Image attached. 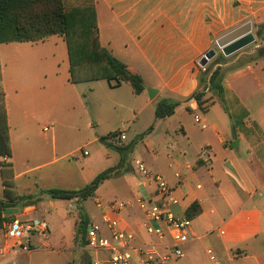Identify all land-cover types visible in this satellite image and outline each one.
I'll return each instance as SVG.
<instances>
[{"label": "crops", "instance_id": "1", "mask_svg": "<svg viewBox=\"0 0 264 264\" xmlns=\"http://www.w3.org/2000/svg\"><path fill=\"white\" fill-rule=\"evenodd\" d=\"M96 10L101 44L130 71L139 74L146 86L137 95L130 85L136 98L144 104L142 112L147 109L153 113L148 128L152 127V131L139 139L136 146L145 143L154 158L152 171L164 176L176 188L180 205L173 211L177 216L187 215L193 204H198L200 209L193 219L184 257L170 264H215L212 256L223 264H264V58L230 69L245 52L227 57L236 55L221 65L230 69L223 79V98L217 91H209L205 97L206 111L194 99L185 102L199 88L200 73L209 66L202 67L200 61L218 46V39L250 22L257 41L259 38L264 42V30L258 34V27L264 26V0H96ZM258 45V49L264 47L255 44L251 52H256ZM0 70L11 157H14L18 131L28 136L32 121L43 116L49 101L70 102L74 84L70 82L67 43L64 37L54 35L38 42L0 44ZM100 81L103 80L92 82L96 85ZM96 86L104 89L102 85ZM108 86L113 89L109 83ZM148 89L157 90L153 99ZM163 99L181 102L178 108L194 114V121L188 124L179 121L175 128L176 111L170 117L156 119V106ZM139 114H136L137 120ZM196 116L200 117V123L195 121ZM172 126L176 136L187 141L183 150L174 148L171 142ZM45 128L44 134H54L53 124L48 132H44ZM156 131L160 133L157 138ZM108 142L112 143L110 139ZM159 142L167 146L166 151L157 147ZM204 148H208L205 154ZM58 160L55 158L49 163ZM3 161L11 164V182L15 189L17 180L31 169L18 172L11 158L0 156V179L5 195ZM97 175L93 169L87 172L90 182ZM142 179L137 192L128 190L126 199L114 200L127 204L118 215L123 226L136 228L144 218L137 199L141 194L150 195L152 187L147 179ZM15 189L14 196L21 197ZM4 195L0 194V198L6 200ZM22 202L16 201L17 206L13 208L20 212L31 208L37 218L49 214L41 199L31 205L22 206ZM67 202L73 211L77 209L75 200ZM74 217L76 223L78 211ZM90 219L91 224L101 225L91 216ZM30 240V251L10 256L1 264H23L26 254L37 244L33 237ZM148 241L141 231L137 243ZM96 257L93 252V259ZM132 264L143 263L135 256Z\"/></svg>", "mask_w": 264, "mask_h": 264}, {"label": "rangeland", "instance_id": "2", "mask_svg": "<svg viewBox=\"0 0 264 264\" xmlns=\"http://www.w3.org/2000/svg\"><path fill=\"white\" fill-rule=\"evenodd\" d=\"M259 43L264 45V42L261 43V39L258 38L257 42L240 50L238 53L245 52V54L229 66L230 69L238 67L249 55L255 53L251 51H254V45ZM214 50L216 56L209 61V66H207L211 69L216 66L217 62L225 63L236 57L235 55L227 58L218 46ZM222 55L223 60H221ZM230 69L224 68L225 72ZM93 83L95 82L74 84L70 90L71 99L68 103L59 99L54 102L49 101L48 108L43 109V116L32 121L28 136L21 135L19 131L16 136L14 157H10L11 162L16 163L18 172L31 170L26 176L17 180L16 189L14 187L10 189H15L24 200H27L28 196H35L34 203L38 202L36 199L43 200L49 210V214L38 216L49 225V246L41 247L38 243L39 237L33 236V240L37 243L36 247L31 253L26 254L27 259L23 261V264H66L69 261L72 264H86L93 259L92 250L86 249V246L78 247L76 239L78 220L75 223L74 217L78 210L73 211L67 201L51 199L42 194V191L50 188L81 189L90 182L87 176L89 169H93L97 175L118 165L121 155L101 142L100 138L108 137L109 134L119 130L126 131L128 136L127 141H124L126 145L131 139L139 142L138 138L141 134L149 133L148 128L153 113L151 115L147 109L142 112L144 104L136 98L130 84L125 83L122 87L112 89L108 86V82L103 80L99 82L100 84H96L104 87L100 89ZM94 89L96 90L93 91ZM138 112L140 114L137 120ZM196 114L201 115L199 112ZM176 117L178 120L173 123L175 128L179 121L187 124L194 121V114L182 107L176 110ZM51 124L55 129L54 134L52 132L44 134L42 129L49 128ZM173 126L169 133L171 142L174 148L183 150L187 146V141L182 136H176ZM156 132L154 135L157 138L160 133ZM159 144L157 147H160V150H167L164 143L159 142ZM145 146V143L140 142L128 157L126 167L111 179L106 180L93 197L80 203L75 201L76 207L80 206L95 222L102 224V211L97 206V200L104 204L116 199H126L128 190L137 192L139 183L144 178L139 173L140 162L152 171L151 165L154 158ZM85 151L89 153V156L84 155ZM187 153L189 154L188 151ZM55 158L59 160L49 163ZM2 188L0 179V194L4 195ZM50 202L54 205H50ZM34 203L22 202L21 205ZM31 218L35 216L32 215ZM4 234V229L0 228V245L5 242ZM71 236L73 238H70ZM73 249L75 251H72ZM78 252L80 255L77 254Z\"/></svg>", "mask_w": 264, "mask_h": 264}, {"label": "trees", "instance_id": "3", "mask_svg": "<svg viewBox=\"0 0 264 264\" xmlns=\"http://www.w3.org/2000/svg\"><path fill=\"white\" fill-rule=\"evenodd\" d=\"M258 34L264 30V26L258 27ZM59 35L64 37L70 62V82L73 84L106 80L111 87H120L124 82L129 83L134 93L140 95L146 89L143 78L139 74L130 71L126 64L114 57L102 44L98 29V16L96 0H0V44L12 42H38L48 37ZM223 60L224 57H221ZM264 58V47L249 55L238 67L249 62ZM217 62L214 68H206L200 73L199 88L185 102L194 99L200 109L206 111L204 104L209 91H217L223 98V79L225 70ZM181 102L163 99L156 106V119H164L172 116ZM148 129V131H150ZM117 131L100 138V141L121 155L118 165L99 173L85 187L77 190L50 188L42 191V194L51 199L86 201L93 197L98 188L114 175L126 167L128 157L134 152L138 140H132L126 145H115L108 142L110 137L116 136ZM146 133L140 135L142 139ZM0 156L10 158L12 149L10 144V127L8 123V111L6 96L2 84L0 70ZM2 176L5 185V198H0V228L5 219L4 211L17 206L16 201L34 203L35 196L15 197L12 181L13 171L10 163L1 162ZM128 171V170H125ZM40 200V199H36ZM78 223L76 227V239L78 247H85L86 233L91 219L87 213L77 205ZM200 212L198 204H193L187 210V216L194 219ZM72 264V263H68ZM86 264H92L91 261Z\"/></svg>", "mask_w": 264, "mask_h": 264}, {"label": "built area", "instance_id": "4", "mask_svg": "<svg viewBox=\"0 0 264 264\" xmlns=\"http://www.w3.org/2000/svg\"><path fill=\"white\" fill-rule=\"evenodd\" d=\"M260 46H257V49ZM195 121L200 123V117ZM49 129L45 128L44 132ZM128 137L126 131H117L110 137L115 145H123ZM208 148L203 149V154ZM87 156L88 152L85 151ZM139 173L149 181L150 195L141 194L137 205L143 220L136 228L123 226L118 215L126 208L123 201H112L107 205L98 203L103 209L102 224H90L86 233V248L97 254L92 264H132L136 256L143 264H168L184 257V246L190 241L193 219L187 215L177 216L173 208L180 205L175 187L164 176L154 173L139 163ZM31 208L12 215L4 224L5 242L0 245V264L10 256L30 251L31 238L38 236L41 247L49 246L50 229L45 220L31 218ZM145 232L148 242L137 243L139 233ZM212 254V251H208ZM99 255V256H98ZM215 264H223L216 261Z\"/></svg>", "mask_w": 264, "mask_h": 264}, {"label": "water", "instance_id": "5", "mask_svg": "<svg viewBox=\"0 0 264 264\" xmlns=\"http://www.w3.org/2000/svg\"><path fill=\"white\" fill-rule=\"evenodd\" d=\"M255 41L256 38L252 32V23L248 22L218 39L217 45L222 50L223 54L228 57L248 47L249 45L254 44ZM215 56L216 52L213 49L210 50L200 61V65L202 67H206L209 61ZM148 93L150 98L153 99L157 94V90L148 89ZM235 145L236 143H234V146ZM18 213L19 210L16 208L6 209L4 211L5 215H14Z\"/></svg>", "mask_w": 264, "mask_h": 264}]
</instances>
